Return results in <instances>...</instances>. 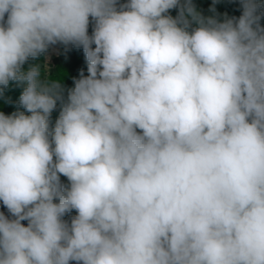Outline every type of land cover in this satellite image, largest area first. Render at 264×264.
I'll list each match as a JSON object with an SVG mask.
<instances>
[{"label":"clouds","instance_id":"9594fccd","mask_svg":"<svg viewBox=\"0 0 264 264\" xmlns=\"http://www.w3.org/2000/svg\"><path fill=\"white\" fill-rule=\"evenodd\" d=\"M215 2L0 0V264H264V2Z\"/></svg>","mask_w":264,"mask_h":264},{"label":"trees","instance_id":"16d2710c","mask_svg":"<svg viewBox=\"0 0 264 264\" xmlns=\"http://www.w3.org/2000/svg\"><path fill=\"white\" fill-rule=\"evenodd\" d=\"M123 2V0H122ZM196 8L205 16L211 15L209 9L213 6V0H192ZM264 2V0H262ZM216 13L222 18L226 13L229 17L240 15V9L238 0H216L215 2ZM170 14L175 17L177 15V9L170 10ZM261 24L264 25V19L261 20ZM92 25H89V34H91ZM38 64L41 67V72L44 74L45 70L47 75L52 78H59L60 83L65 89L73 87V78H79L81 70L87 75V64L82 48H76L69 46L67 49L65 46L57 44L51 46L49 50L36 58L30 59L25 65L26 70L31 65ZM23 91V86L17 82H10L8 87L0 94V111L5 114H10L14 111L24 109L19 107V96ZM60 111V110H59ZM59 111H53L51 114V123L54 124L56 118L59 115ZM62 182L68 183L66 177H61ZM75 210L65 216V219H69L75 215Z\"/></svg>","mask_w":264,"mask_h":264},{"label":"water","instance_id":"95a60500","mask_svg":"<svg viewBox=\"0 0 264 264\" xmlns=\"http://www.w3.org/2000/svg\"><path fill=\"white\" fill-rule=\"evenodd\" d=\"M0 212H4L5 214H7V209L3 206L2 202H0Z\"/></svg>","mask_w":264,"mask_h":264},{"label":"rangeland","instance_id":"374dc122","mask_svg":"<svg viewBox=\"0 0 264 264\" xmlns=\"http://www.w3.org/2000/svg\"><path fill=\"white\" fill-rule=\"evenodd\" d=\"M60 110V108H59V105L57 106V108H56V110H54V111H59Z\"/></svg>","mask_w":264,"mask_h":264}]
</instances>
